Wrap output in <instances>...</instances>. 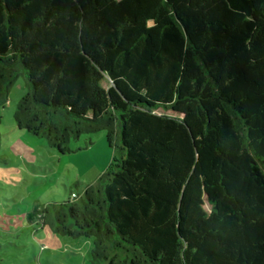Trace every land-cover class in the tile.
I'll list each match as a JSON object with an SVG mask.
<instances>
[{"label": "trees", "instance_id": "1", "mask_svg": "<svg viewBox=\"0 0 264 264\" xmlns=\"http://www.w3.org/2000/svg\"><path fill=\"white\" fill-rule=\"evenodd\" d=\"M20 77L19 130L114 151L31 224L92 264H264V0H0V110Z\"/></svg>", "mask_w": 264, "mask_h": 264}, {"label": "rangeland", "instance_id": "2", "mask_svg": "<svg viewBox=\"0 0 264 264\" xmlns=\"http://www.w3.org/2000/svg\"><path fill=\"white\" fill-rule=\"evenodd\" d=\"M27 92L26 80L18 78L0 110V264H92L91 241H67L48 228L40 230L29 215L72 200V193L83 196L105 173L114 151L104 132L72 142V151L80 152L58 156L45 139L19 131L15 112Z\"/></svg>", "mask_w": 264, "mask_h": 264}, {"label": "crops", "instance_id": "3", "mask_svg": "<svg viewBox=\"0 0 264 264\" xmlns=\"http://www.w3.org/2000/svg\"><path fill=\"white\" fill-rule=\"evenodd\" d=\"M19 130V129H18ZM19 131H21V130H19ZM76 196V193H72V197H75ZM68 241V240H67Z\"/></svg>", "mask_w": 264, "mask_h": 264}]
</instances>
